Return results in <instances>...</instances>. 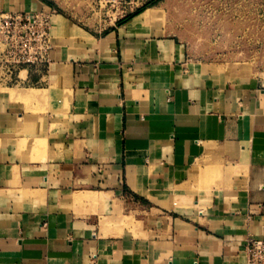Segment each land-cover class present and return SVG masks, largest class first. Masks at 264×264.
Here are the masks:
<instances>
[{
    "label": "crops",
    "instance_id": "1",
    "mask_svg": "<svg viewBox=\"0 0 264 264\" xmlns=\"http://www.w3.org/2000/svg\"><path fill=\"white\" fill-rule=\"evenodd\" d=\"M157 11L100 30L54 12L35 87L0 82V264H246L264 239V87L195 59ZM198 166L219 175L190 193Z\"/></svg>",
    "mask_w": 264,
    "mask_h": 264
},
{
    "label": "rangeland",
    "instance_id": "2",
    "mask_svg": "<svg viewBox=\"0 0 264 264\" xmlns=\"http://www.w3.org/2000/svg\"><path fill=\"white\" fill-rule=\"evenodd\" d=\"M40 1L79 28L88 30L96 26V30H100L114 22L121 10L127 12L134 8L136 0L130 4V0ZM148 7L157 8L164 30L174 34L195 59L226 65L242 77L257 79L264 87V0H153ZM75 26H70L74 30L69 29L71 35L76 34ZM64 108L62 101L57 107L53 104L49 108L34 107L51 112ZM200 170L198 166L196 171L205 174L204 179L196 181L193 187H183L190 193L199 192L201 188L211 189L219 175L215 166Z\"/></svg>",
    "mask_w": 264,
    "mask_h": 264
},
{
    "label": "built area",
    "instance_id": "3",
    "mask_svg": "<svg viewBox=\"0 0 264 264\" xmlns=\"http://www.w3.org/2000/svg\"><path fill=\"white\" fill-rule=\"evenodd\" d=\"M148 0L134 1V8L114 20L125 17L144 6ZM133 0L129 1V4ZM48 6V5H47ZM51 6L39 11L0 12V82L7 85L29 83L31 78L42 76L49 68V52L53 42L50 36ZM24 72V76L21 73ZM246 264H264V239L251 237L244 245Z\"/></svg>",
    "mask_w": 264,
    "mask_h": 264
},
{
    "label": "trees",
    "instance_id": "4",
    "mask_svg": "<svg viewBox=\"0 0 264 264\" xmlns=\"http://www.w3.org/2000/svg\"><path fill=\"white\" fill-rule=\"evenodd\" d=\"M152 2H153V0H150V1L147 2L144 6H142V7L138 8V9H136L134 12L129 13V14H127L125 17L119 19L116 23H117V24H120V23L124 22L125 20H127L129 17H131V16H133V15H135V14H138V13L141 12L143 9H145L146 7H148Z\"/></svg>",
    "mask_w": 264,
    "mask_h": 264
},
{
    "label": "bare ground",
    "instance_id": "5",
    "mask_svg": "<svg viewBox=\"0 0 264 264\" xmlns=\"http://www.w3.org/2000/svg\"><path fill=\"white\" fill-rule=\"evenodd\" d=\"M149 11H150V10H149ZM149 11H148V12H149ZM21 76H24V72L21 73Z\"/></svg>",
    "mask_w": 264,
    "mask_h": 264
}]
</instances>
